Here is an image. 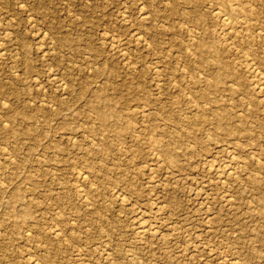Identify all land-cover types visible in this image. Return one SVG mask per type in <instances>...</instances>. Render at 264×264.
<instances>
[{
  "label": "rangeland",
  "instance_id": "374dc122",
  "mask_svg": "<svg viewBox=\"0 0 264 264\" xmlns=\"http://www.w3.org/2000/svg\"><path fill=\"white\" fill-rule=\"evenodd\" d=\"M168 1L0 0V264H264V30Z\"/></svg>",
  "mask_w": 264,
  "mask_h": 264
},
{
  "label": "bare ground",
  "instance_id": "6f19581e",
  "mask_svg": "<svg viewBox=\"0 0 264 264\" xmlns=\"http://www.w3.org/2000/svg\"><path fill=\"white\" fill-rule=\"evenodd\" d=\"M168 1V0H167ZM170 1V0H169ZM168 1V2H169ZM186 1V0H185ZM190 2V1H189ZM193 2V1H192ZM246 2V1H245ZM172 4H173V2H171ZM174 3H175V1H174ZM185 3H188V2H185ZM194 3V2H193ZM192 3V4H193ZM210 3V2H209ZM248 4V3H247ZM23 5V4H22ZM142 5V4H141ZM199 4H197V3H195V7L196 6H198ZM216 5V4H215ZM248 6V5H247ZM246 5H245V3L243 4L242 2H240L239 0H218V3H217V5L215 6V7H213V9H211L212 10V13H213V15L216 17V19H217V21H219V26H220V30H221V32L223 33V35L227 38V40L228 39H230L232 42H231V44L232 43H235V44H237V43H240L241 42V40L242 39H244L245 37L243 36V38L240 36V32H239V29H241V30H243L244 32L245 31H247L248 32V34H246V35H248L247 36V41L250 39L251 40V37L249 36V31L252 29V31H254V29H253V27H254V25H256V23L258 22V23H260L259 25H261L262 26V28H263V30H264V20H263V22L261 21V19L258 17V12L256 11V10H254V9H252V8H250V7H247ZM141 7V6H140ZM152 7V6H151ZM172 8H173V6H171ZM194 7V8H195ZM251 7H253L252 5H251ZM197 8V7H196ZM255 8V7H254ZM179 9H180V7H179ZM140 10V9H139ZM172 10V9H171ZM175 10H176V6H175ZM174 10V11H175ZM194 10V9H193ZM184 11V10H183ZM187 11H188V9H187ZM196 11V10H195ZM176 12V11H175ZM177 12H179V10L177 11ZM192 12V11H191ZM191 12H188V13H191ZM198 12V11H197ZM182 13H184V12H182ZM188 13H186V14H188ZM192 13H194V12H192ZM196 13V12H195ZM195 13L194 14H192V16L193 15H195ZM198 13H200V12H198ZM210 13H211V11H210ZM211 13V14H212ZM122 14V13H121ZM211 14H209L210 15V17H212L211 16ZM143 15V14H142ZM190 15V14H189ZM189 15L187 16V17H189ZM200 15V14H199ZM202 16H203V14H201ZM145 17H146V14L144 15ZM182 16V15H181ZM183 16H184V14H183ZM191 15H190V17H192ZM198 16V15H197ZM144 17V18H145ZM186 17V18H187ZM189 17V18H190ZM206 17V16H205ZM125 18V17H124ZM189 18L188 19H186V21H188L189 20ZM192 18H194V21L196 22V24H200L201 22L203 23V21H201L200 20V18H199V16L198 17H192ZM146 19H147V17H146ZM191 19V18H190ZM213 19H215V18H213ZM145 20V19H144ZM259 20H260V22H259ZM185 21V20H184ZM190 22H192L191 20H189ZM193 21V22H194ZM215 21V20H214ZM216 21V22H217ZM192 22V23H193ZM147 23V22H146ZM195 24V23H194ZM258 25V24H257ZM205 26V25H204ZM193 27V26H192ZM195 28V27H194ZM203 29V28H202ZM215 29V28H214ZM257 29H261V28H257ZM257 29H256V32H257ZM199 30V29H198ZM204 30V29H203ZM196 31H197V27H196ZM219 31V30H218ZM260 31V30H259ZM45 32V31H44ZM164 32V31H163ZM200 32V31H199ZM201 32H202V30H201ZM207 32H210V31H207ZM217 32V31H216ZM204 33V32H203ZM211 33V32H210ZM209 33V34H210ZM194 34V33H193ZM196 34V33H195ZM243 34V33H242ZM252 34V36H253V34L254 33H251ZM3 35V34H2ZM192 35V34H191ZM196 35H200V33H198V34H196ZM203 35V36H202ZM201 36L203 37V39H204V34H202ZM206 35V34H205ZM214 35V34H213ZM218 35V34H217ZM255 35H256V33H255ZM263 35H264V32H263ZM136 36H138V35H136ZM200 36V37H201ZM212 36V35H211ZM210 36V37H211ZM199 36H197V38H200ZM201 37V38H202ZM206 37V36H205ZM215 37V36H214ZM221 37V36H220ZM223 37V36H222ZM259 37H261V36H259ZM192 38H195V37H192ZM197 38H195L196 40H197ZM242 38V39H241ZM253 38V37H252ZM256 38V37H255ZM194 39V41H196ZM213 38H211V40H212ZM220 39V38H219ZM260 39V38H259ZM261 39H262V37H261ZM264 39V38H263ZM205 40V39H204ZM207 40H209L208 39V37H207ZM249 40V41H250ZM255 40V39H254ZM254 40H251L252 42L254 41ZM190 41V40H189ZM188 41V42H189ZM200 42L199 43H197V50H196V52L194 53L195 54V57H194V55H192L191 53H190V57H192V58H195V64L196 63H198V64H200V65H202L201 64V62H203V61H206V59H207V61L208 62H210L211 64H213V65H219L220 64V62H221V56H220V53H219V51H218V48H220V47H216L215 46V44L213 43V42H211L210 43V45H208L209 44V42H208V44L206 43V42H204L202 39L201 40H199ZM221 41V40H220ZM257 41V40H256ZM261 41H263V40H261ZM188 42H187V44H188ZM198 42V41H197ZM214 42H216L215 40H214ZM190 43H192V41L190 42ZM227 43V42H226ZM254 43V42H253ZM262 43V45L264 44V41L263 42H260V44ZM1 44V43H0ZM3 44V43H2ZM112 44V43H111ZM186 44V45H187ZM193 44H195V43H193ZM223 44V43H222ZM221 44V45H222ZM250 43H248V45H249ZM185 45V44H184ZM207 45L209 46V50H207L206 48H207ZM224 45V44H223ZM226 45V44H225ZM224 45V46H225ZM238 45V44H237ZM251 45H256V44H252L251 43ZM259 45V44H258ZM176 46V45H175ZM178 46V45H177ZM176 46V47H177ZM229 46V45H228ZM231 46V45H230ZM234 46V44H232V47ZM181 47V46H180ZM179 47V48H180ZM184 47V46H183ZM186 47V46H185ZM194 47V46H193ZM237 47V46H236ZM244 47V46H243ZM247 47H249V46H247ZM255 47V46H254ZM12 48V47H11ZM186 48H188V49H190V47H188V45H187V47ZM223 48V47H222ZM229 48V47H228ZM238 48V47H237ZM245 48V47H244ZM47 49V48H46ZM184 49V48H183ZM187 49V50H188ZM191 49H192V47H191ZM225 49H226V47H225ZM224 49V50H225ZM243 49V48H242ZM247 49V48H246ZM245 49V50H246ZM250 49V48H249ZM252 49V48H251ZM184 50H186V49H184ZM184 50H183V53H185L184 52ZM204 50H206V52L204 51ZM230 50V49H229ZM248 50V49H247ZM253 50V49H252ZM254 50H256V48H254ZM204 51V52H203ZM222 51H223V49H222ZM249 51V50H248ZM180 52H181V50H180ZM188 52H190V50H188ZM227 53V52H229L228 51V49H226V51H224V53ZM251 52H253V51H251ZM187 53V52H186ZM205 53H208L210 56L209 57H207V58H205L204 56H203V54H205ZM223 53V52H222ZM242 53H244V51L242 52ZM247 53V51H245V54ZM257 52H255V54H256ZM60 54V53H59ZM188 54V53H187ZM261 54V53H260ZM42 55V54H41ZM186 55V54H185ZM189 55V54H188ZM188 55H186V56H188ZM233 55V54H232ZM248 55V54H247ZM258 55V54H257ZM18 56V55H17ZM224 56V55H223ZM243 56V55H242ZM245 56V55H244ZM250 56V55H249ZM189 57V56H188ZM188 57H186V58H188ZM189 57V58H190ZM240 57V56H239ZM246 57V56H245ZM248 57V56H247ZM257 57H259V56H257ZM264 57V56H263ZM183 58V57H182ZM185 58V57H184ZM226 58V57H225ZM228 58V57H227ZM253 57L251 56V59H252ZM255 58V57H254ZM261 58V57H260ZM259 58V59H260ZM243 58L241 57V60H242ZM245 59V58H244ZM249 59V58H248ZM247 59V60H248ZM259 59L257 60V61H259ZM264 59V58H263ZM184 60V59H183ZM191 60V59H190ZM226 60V59H225ZM237 60V59H236ZM240 60V59H239ZM192 61V60H191ZM252 61H253V59H252ZM252 61H250L249 62V60H248V64L246 65V67H248V69H249V72L250 73H253L254 75H253V77L255 78V76H256V73H258V72H261V71H256V69H255V67H256V65L254 66V63H252ZM262 61H264V60H262ZM187 62V61H186ZM190 62V61H189ZM193 62V61H192ZM194 62H193V64H194ZM233 62V61H232ZM243 62V61H242ZM246 62V61H245ZM260 62V61H259ZM258 62V63H259ZM225 63V62H224ZM257 63V64H258ZM189 64V63H188ZM192 64V63H191ZM228 64H229V60H228ZM242 64V63H241ZM244 64H246V63H244ZM243 64V65H244ZM256 64V63H255ZM261 64H264L263 62L262 63H260V65ZM187 65V64H186ZM197 65H195V67H196ZM199 66V65H198ZM210 66V65H209ZM239 66V65H238ZM263 66V65H262ZM190 67V66H189ZM188 67V68H189ZM192 67V66H191ZM194 67V66H193ZM193 67H192V69H193ZM212 67V66H211ZM214 67V66H213ZM212 67V68H213ZM222 67V66H221ZM224 67V66H223ZM187 68V69H188ZM210 67H208V69H209ZM216 68V67H215ZM257 68V67H256ZM259 68V67H258ZM257 68V69H258ZM195 69V68H194ZM197 69H199V68H196V70ZM202 69V68H201ZM211 69V68H210ZM246 69V68H245ZM195 70V71H196ZM200 70V69H199ZM198 70V71H199ZM244 70V69H243ZM189 71H191V70H189ZM207 71V70H206ZM247 71V70H246ZM201 72V71H200ZM208 72V71H207ZM189 73H191V72H189ZM262 74V73H261ZM243 75V74H242ZM246 75V74H245ZM191 76H192V73H191ZM208 76V75H207ZM229 75L226 73V72H224L223 71V69H221V68H216V70H214L213 72H211V75L209 76V77H207L206 78V83H208V86H210V87H213V88H215V90H217L216 88H218V89H221V88H219L220 87V85L223 83V82H225V78H227ZM239 76H241V75H239ZM239 76H237L238 78H240ZM257 76H259V74L257 75ZM262 76V75H261ZM263 76H264V74H263ZM55 77V76H54ZM236 77V78H237ZM252 77V76H251ZM191 78V77H190ZM199 78V77H198ZM201 78V77H200ZM199 78V79H200ZM203 78H204V76H203ZM245 78V77H244ZM194 79V78H193ZM192 79V80H193ZM202 79V78H201ZM200 79V81H202V80H204V79H202L201 80ZM258 79V78H257ZM191 80V81H192ZM195 80V79H194ZM236 80V79H235ZM239 80V79H238ZM237 80V81H238ZM248 80H249V78H248ZM255 80H256V78H255ZM263 80V79H262ZM262 80L261 79H259V82L261 81L262 82ZM196 81V80H195ZM252 81V80H251ZM198 82V81H197ZM228 82H232V81H227V83ZM236 82V81H235ZM255 82V81H254ZM259 82H256L255 83V86H256V88H258V90L259 91H261L262 92V95H260V96H263V98H262V100L264 101V86H262L261 85V83H259ZM199 84V83H198ZM230 84V83H229ZM235 84V83H234ZM237 84V83H236ZM253 84V83H252ZM207 85V84H206ZM224 85H226V83H224ZM224 85H223V87H224ZM228 85V84H227ZM232 85H233V83H232ZM249 85V84H248ZM203 86V85H202ZM229 86V85H228ZM231 86V85H230ZM238 87H239V84L237 85ZM254 86V85H253ZM254 86V87H255ZM194 87L195 86H193V89L192 90H194ZM197 87V86H196ZM253 87V88H254ZM192 88V87H191ZM199 88V87H198ZM208 88V87H207ZM225 88H227V86L225 87ZM196 89V88H195ZM199 89H201V88H199ZM202 89H204V88H202ZM239 89V88H238ZM212 90V89H211ZM226 90V89H225ZM206 91V89L204 90V92ZM230 91H233V89H232V86H231V90ZM229 91V92H230ZM235 91V90H234ZM196 92V91H195ZM197 92H198V90H197ZM202 92V91H201ZM210 92V91H209ZM216 92V91H215ZM218 92V91H217ZM220 92H222V90H220ZM226 92H228V91H226ZM257 92V91H256ZM203 93V92H202ZM223 93H225V91L223 92ZM235 93V92H234ZM260 93V92H259ZM195 94V93H194ZM205 94H207L206 92H205ZM204 94V95H205ZM201 95V94H200ZM199 95V96H200ZM199 96H198V98H199ZM202 96V95H201ZM200 96V97H201ZM207 96H209V95H207ZM88 97V96H87ZM194 98V97H193ZM192 98V99H193ZM196 98H197V96H196ZM196 98H194V99H196ZM211 98V97H210ZM208 99V98H207ZM211 99H213V98H211ZM197 100V99H196ZM198 101L199 100H197V103H198ZM200 101H201V99H200ZM204 102H205V100H203ZM202 101V102H203ZM196 102V101H195ZM210 102V101H209ZM7 103V102H6ZM197 103H195V104H197ZM200 103V102H199ZM203 104V103H202ZM201 104V105H202ZM207 104V103H206ZM210 104V103H209ZM199 105V104H198ZM200 105V106H201ZM197 106V105H196ZM228 107V106H227ZM204 109V108H203ZM206 109V108H205ZM201 110H202V108H201ZM200 110V111H201ZM212 110V109H211ZM204 111H206V112H208L207 110H204ZM239 111V110H238ZM212 112V111H211ZM199 113H201V112H199ZM204 113V112H203ZM215 113H216V110H215ZM202 115V114H201ZM218 115V114H217ZM247 116V115H246ZM215 117H216V114H215ZM199 118H201V116L199 115ZM220 118V117H219ZM222 118V117H221ZM216 119V118H215ZM223 119V118H222ZM222 119H221V121H222ZM214 120V119H213ZM217 121H219L218 119H216ZM224 120V119H223ZM220 121V122H221ZM216 122V121H215ZM219 123V122H218ZM249 123V122H248ZM222 124H220V126L219 127H222L221 126ZM224 125H228V124H224ZM217 126V125H216ZM230 126V125H229ZM230 129H231V126L229 127ZM226 129V128H225ZM227 129H228V127H227ZM226 129V130H227ZM235 129V128H234ZM240 129V128H239ZM238 129V130H239ZM225 130V131H226ZM233 130V129H232ZM231 130V131H232ZM237 130V131H238ZM235 131V130H234ZM228 132V131H227ZM227 134H229V133H227ZM186 136H188V135H186ZM89 138V137H88ZM192 138V137H191ZM94 141V140H93ZM231 143V142H230ZM233 144V143H232ZM192 145V144H191ZM261 146V145H260ZM229 147V146H228ZM227 150V149H226ZM230 150V149H229ZM232 150V149H231ZM230 150V151H231ZM230 154H232V153H230ZM233 155V154H232ZM229 156V155H228ZM231 156V155H230ZM232 158V157H231ZM230 158V159H231ZM229 159V158H228ZM259 159V158H258ZM257 159V160H258ZM229 161H231V160H229ZM160 162V161H159ZM233 162V161H232ZM235 162V161H234ZM228 163H230V162H227V164ZM237 164V163H236ZM233 165H235V164H233ZM257 165V164H256ZM225 166H230V164L229 165H225ZM232 166V165H231ZM238 166V165H237ZM240 166V165H239ZM258 166V165H257ZM222 167V166H221ZM262 167V166H261ZM230 168V167H229ZM225 169V168H224ZM236 169H240V167L239 168H236ZM219 170V169H218ZM260 170V169H259ZM250 171V170H249ZM217 172H219V171H217ZM216 172V173H217ZM221 172V174H223L222 173V171H220ZM229 172V171H228ZM227 172V173H228ZM229 173H231V172H229ZM228 173V174H229ZM218 174V173H217ZM227 174V175H228ZM232 174H234V173H232ZM238 174V171L236 172V175ZM84 175V174H83ZM86 175V174H85ZM224 175V174H223ZM231 175V174H230ZM230 175H229V177H230ZM235 175V174H234ZM219 176H220V173H219ZM222 176V175H221ZM86 177V176H85ZM223 179V178H222ZM220 180V179H219ZM226 180V179H225ZM229 181V180H228ZM78 192V191H77ZM117 196V195H116ZM125 200V199H124ZM157 207V206H156ZM141 221V220H140ZM142 221H143V219H142ZM139 222V221H138ZM140 224V223H139ZM141 224H142V222H141ZM146 224V223H145ZM147 225V224H146ZM151 225V224H150ZM150 225H149V227L147 226H145L144 224L143 225H140L139 226V229H137V230H139V232L140 233H142L143 235H144V233L146 234L147 232H154L153 231V227L152 228H150ZM87 228V227H86ZM151 229H152V231H151ZM52 230V229H51ZM60 232V231H59ZM156 232V231H155ZM161 232V231H160ZM139 233V234H140ZM149 234V233H148ZM153 234V233H152ZM236 262V261H235Z\"/></svg>",
  "mask_w": 264,
  "mask_h": 264
}]
</instances>
